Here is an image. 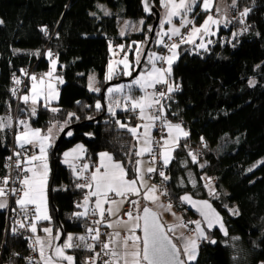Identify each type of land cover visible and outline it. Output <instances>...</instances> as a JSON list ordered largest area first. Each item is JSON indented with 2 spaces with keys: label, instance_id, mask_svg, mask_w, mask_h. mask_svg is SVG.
I'll return each instance as SVG.
<instances>
[{
  "label": "trees",
  "instance_id": "trees-1",
  "mask_svg": "<svg viewBox=\"0 0 264 264\" xmlns=\"http://www.w3.org/2000/svg\"><path fill=\"white\" fill-rule=\"evenodd\" d=\"M97 3L122 7L121 16L127 18H143L141 30L121 37L116 16L91 15ZM245 9L244 23L236 22L235 15ZM204 14H193L194 22L199 23ZM232 15L207 50L180 45L178 59L167 76L179 90L167 92L170 98L163 103L164 115L182 124L188 136L180 139L165 167L166 196L183 213L184 221L192 216L179 203L183 194L208 199L223 216L228 232L221 237L203 226L216 243L200 241L197 258L189 264H264V0H236ZM150 27L141 0H0V115L12 105L14 80L25 78L29 86L34 74L48 71L47 54L51 53L57 61L56 75L62 80L53 104L57 111L40 105L31 113L28 104L20 102L18 115L29 116L32 126L42 130L54 123L63 128L76 125L55 155L52 147L49 151L48 197L54 232L53 208L66 234L87 235L86 218L73 215L86 188L77 187L82 183L62 163L64 151L82 144L90 167L101 152H107L124 166L128 178L136 177L135 141L127 129L116 124V120L136 124V113L121 110L113 115L105 106L98 110L96 104L104 101L101 91L107 83L110 45L145 44ZM156 37L155 33L150 49L156 48ZM129 58L133 63L132 50ZM91 73L97 76L99 92L88 90ZM113 79L122 80L123 75L118 73ZM250 81L254 82L251 86ZM116 98L112 96V102ZM70 113L74 115L69 119ZM11 143L10 128L0 131V178L6 174ZM190 152L197 157L195 163ZM187 171L194 176L193 186L188 184ZM204 177L215 186L209 198ZM6 220L4 209L0 211V264H26V237L16 236L6 227ZM66 252L74 256L75 264H84L92 254L82 247Z\"/></svg>",
  "mask_w": 264,
  "mask_h": 264
},
{
  "label": "snow or ice",
  "instance_id": "snow-or-ice-1",
  "mask_svg": "<svg viewBox=\"0 0 264 264\" xmlns=\"http://www.w3.org/2000/svg\"><path fill=\"white\" fill-rule=\"evenodd\" d=\"M161 6L166 9V15L161 20V31L157 33L160 39L158 44L165 43L164 37L167 36L169 40L173 37H180L179 41H174L170 45H167L170 56H158L156 53H151L148 57V62L152 65L151 70L146 74H141L132 81L129 85H118L116 87L109 88L107 91L111 96L112 93H121L122 100L125 104V111L137 112L139 119L146 121L142 125L137 127H129L119 120H116V124L120 128H127V131L132 134L133 138L139 143L143 138V145L133 152V155L137 157L143 156L145 153L152 154L153 159H156V154L152 147L150 129L154 126V122L161 120L163 122L164 108L161 104V99L165 98L166 93L163 91L153 92L148 94L147 88H155L157 84L167 85V92L178 91L179 86L175 88L168 83L167 76L171 75V65L177 56L176 49L180 44L193 43L194 38H201L203 35L214 34L211 31L212 25H219L220 20L209 15L205 19L204 23L199 27L193 26L191 31L185 36L181 33V28L187 27L192 24L193 21L189 19V13L192 11L193 6L196 5L197 0H160ZM236 0H233L235 5ZM149 0H145V11H149ZM213 6V0H203L202 8L204 11H210ZM107 14V13H106ZM248 14V10L240 13V23H244L243 17ZM173 17H180L179 27L173 25ZM230 22V21H228ZM143 23V21H141ZM227 23V22H226ZM171 25L166 31L164 25ZM149 31H152L150 28ZM246 31V29H245ZM237 33H233L235 37ZM212 41H208L211 43ZM200 47L206 46L201 43ZM139 54V48L137 49ZM51 56V53H49ZM160 60L168 65L167 68H161L156 66V61ZM54 64L55 61H52ZM117 63L124 64V74L131 75L128 71L127 57ZM139 64V60H137ZM113 66L109 65V72L106 76V80H110L114 74ZM26 74V73H25ZM51 77L52 73L47 74ZM33 81L32 96L28 95L21 97L24 103H28L31 99L32 104H36L38 99L44 98L47 102L53 95L51 84L48 85V91L44 88L45 81L43 78L37 81V77H31ZM62 82V81H61ZM15 83L19 84V80H15ZM254 82L250 81V86ZM133 87L139 88L145 92V95L139 98L132 95ZM89 91L99 92V88L95 87L94 77L89 78ZM15 94V90H13ZM167 98H170L168 96ZM117 107L120 106V101H113ZM128 105L131 107L129 108ZM159 106V107H157ZM96 108L99 110L101 105L99 102L96 104ZM151 110V111H149ZM35 113V108L32 109ZM52 111H57L52 109ZM109 112L115 115L114 109L110 106ZM74 114H69V119ZM18 125L23 126L22 131H18L15 134L16 146L23 150L21 152H14L17 157L15 160V169L17 175L15 177L5 176L0 178V198L6 197L9 194L16 197V205L20 212L23 214V219L16 221L20 228L30 230L34 234L37 231V224L42 220H50L48 215V202H47V185H48V148L51 147L50 135H42L39 129H32L29 127L26 121H19ZM11 118H0V131L5 128L11 127ZM163 126L168 129L169 139L164 140V144L161 146L157 144L159 151V157L163 160L166 167L171 159L169 145L178 141L183 136L187 137L188 132L184 131L180 124H171L163 122ZM143 127L144 131L141 135H138V128ZM62 130V129H61ZM51 132V129H49ZM67 135L71 136L72 133L68 132ZM26 146L39 147V154H29ZM84 152L82 145H77L71 152L64 153V163L69 164L73 173L77 179H84L85 183L78 184L79 188H88L90 191L84 196L83 204H78V208H83V211L76 212L73 215L77 218H87L89 214L92 216L99 215V219L93 220L95 227H88L86 229L87 235L79 236L75 239L80 243H73V236L69 235L62 245L53 244L52 241L60 240V233L52 236L51 228H43L42 231L50 238L47 242L42 240L39 236H36L34 244L32 245L33 251H38L40 261L37 264H75L74 257L66 254L67 249L74 247H84L88 251H93L94 255L90 258L89 264H97L99 260L101 264H189V262L195 261L198 249V241L208 240L210 243H216L215 240H211L206 234L205 230L201 227V221H193L196 227L192 230V236H185L183 233L175 237L181 241L178 246L174 243L173 238L168 233H175L176 228H185L187 225L181 221L178 225L168 226L165 228L158 217V214L151 211L148 207L142 209V215L133 216L132 211H128L125 215L128 216V220L117 219L109 222L106 219V214L109 217L116 216L121 206L127 201L128 195H140V188H146L143 198L145 200L155 203L159 196L156 195L157 187L155 185L148 186L145 182L144 175L140 167L136 168V178L127 179L128 173L121 163L114 161L113 156L107 152L99 154L100 165L93 171L89 177H85L83 173L88 169L89 165L84 164L77 168L73 161L80 159V154ZM192 156V160L196 162V155L189 153ZM11 160V157L8 158ZM137 165H140L141 161L137 160ZM10 167V166H9ZM103 169V171H101ZM155 167H148L147 173L156 172ZM160 176L168 179L165 173L161 170ZM139 181V187L137 186ZM19 184V188H9V183ZM112 194V195H110ZM164 191H160V195H165ZM91 197H96L94 207H89V201ZM119 197L120 199H116ZM181 201L188 203L203 217V222L206 223L207 229L211 230L216 224H219L220 230L227 235L224 225L220 220L219 215L212 209L206 201H193L188 195L182 196ZM133 205H138V201H130ZM107 205V207H105ZM8 206L6 199H0V209ZM166 210H171V204L161 205ZM233 214H238L233 210ZM142 222V223H141ZM103 225L108 228L123 227L125 229L124 235L120 231L113 230L112 232L102 233L100 226ZM140 229L142 235H137L136 230ZM16 229H13L15 233ZM105 236L107 239L102 240L101 237ZM91 240L92 243L88 241ZM96 244H99L100 250L95 251ZM46 249H51L50 254L46 255ZM107 257V259H104ZM29 264H32L31 259Z\"/></svg>",
  "mask_w": 264,
  "mask_h": 264
},
{
  "label": "rangeland",
  "instance_id": "rangeland-1",
  "mask_svg": "<svg viewBox=\"0 0 264 264\" xmlns=\"http://www.w3.org/2000/svg\"><path fill=\"white\" fill-rule=\"evenodd\" d=\"M202 5H203V0H197L196 5L193 6L192 11L189 13V17H188L189 19H191L193 21V23L192 24H189L187 27H185V28H187V32L184 35L186 36L191 31V29H192L193 26L199 27L200 25H202L204 23L205 19H207V17L209 15H212L214 18L219 19L220 20V23H219V25H212L211 26V31L214 34L203 35L202 36V40H201V38H194V42L191 43V44H189V43L180 44V45H188L190 47H195V49L197 51H199V50H205L204 47H200V45H201L202 42L206 46V49H207L209 47V45L211 44V43H208V41H212L213 37H216L219 34L220 28L221 27H226L227 24L229 23L228 21H230L231 18H234L233 15H232L233 14V0H213V6L210 9V11H204L203 8H202ZM122 12H123L122 7H119V8H111V7H109L108 5H106L104 3H97L96 4V10L93 11L91 13V15L92 16H98V15H101V16H111V15H114V16H116V18H117L118 33H119V35L121 37H128L131 34L139 33V31L141 30V28L143 26L144 19L143 18H137V19L127 18V17L121 16V13ZM201 12L205 13L203 15L201 21L199 23L194 22L193 14H195V13H201ZM165 15H166V9L165 8L160 9V22H159V25H158V29L156 30V35H157L158 32L161 31V20H163L165 18ZM235 16H236L235 17L236 18V22H240V15H237L236 14ZM141 21H143V23H141ZM172 23H173V25L179 27V25H180V17H173ZM163 27H164V30L166 31L169 27H171V25L165 24ZM183 29L184 28H181V32H182ZM173 38H175V37H173ZM159 39H160V37L157 36L156 37V48H153V49H150L149 50V52H148V54H147V56H146V58L144 60V64L142 66V69L140 70V72L137 75V77L140 76L141 74H146L148 71L151 70L152 65L148 62V57H149V55L151 53H156L158 56H163L161 54V52L157 50V47L161 46V44H158L157 43V41ZM163 39L165 41V39H168V37L165 36ZM132 43L134 45H131L130 44L129 46H126L125 48L121 44L118 45V46H114L112 44L110 45V48H109V51H110V59H109V62H108V66L106 68V72H105L104 79L108 75L109 65L110 64L113 66V69L115 71H114V74H113L112 79H110V80H106L105 79V81L107 83L113 82L114 81L113 78L118 73H121L123 75V79L129 78L133 74L134 71L132 70V66L134 65V70H135L136 67H137V60L140 61V58H141V55H142V53H143V51L145 49L146 43L144 44V43H141V42H138V41H135V42H132ZM138 48H139V54L137 53V49ZM178 48L175 50L176 53H177V56L174 59L172 65H171V70H172L173 64L178 59ZM131 50H132L133 56H134V59H133L134 62L133 63L131 62V60L129 58V55H130ZM170 55H171V53L169 52V53L166 54L165 57L170 56ZM125 56L127 57L128 71L131 73V75H125L124 74V64L117 63L118 61L123 60L125 58ZM47 60L49 61V69H48V71H46V72H44L43 74H40V75H35L34 74L33 76L37 77V81H39V79H41V78L44 79V81H45L44 88H45L46 92L48 91V85L51 84L53 95L48 99L47 102L45 101L44 98L38 99L37 102H36V104H32L31 99H29L28 103H29V107L31 109H33V108L37 109V107L40 106L42 104V102H43L44 105L47 104L48 107H49V109L52 110V109H54L53 104H55L57 102L58 97H59V86H60L62 80H61V78H59L56 75L57 61H56L55 58H51V56H49V54H47ZM52 61H55V63L53 64ZM158 62H160V60H157L156 61V66L157 67H159L158 66ZM167 67H168V65L165 63V68H167ZM49 72L52 73L51 77H49L47 75ZM90 77H94V79H95V87L98 88V85H97V76H96L95 73H91V74H89V76L87 78L88 90H89V78ZM166 78L168 80V77H166ZM23 79H21V80H23ZM131 83H132V81L131 82H121V83L116 84V85H110L106 89V91H105L103 103L102 102H99L100 105H101V107L105 106L106 111L108 113H110L109 112V107L110 106L114 109V112L115 113L117 111L124 110L125 104H124V102L122 100V94L121 93H112L111 96H110L107 90L109 88L116 87L118 85H129ZM168 83L171 84L174 87L173 82H169L168 81ZM32 85H33L32 79L30 80L29 86H27V81H26L25 89L22 90V93H21L22 95L20 96V99H21V97H23L25 95H28L31 98V96H32ZM26 87L28 88L27 91H26ZM152 90H153V88H147L146 89V92L148 94H151V93H153ZM91 92H97V91H91ZM114 95H117L116 101H120V106L119 107H117L116 104L112 102V96H114ZM132 95L134 97L139 98L140 96L145 95V92L144 91H141L137 87H133ZM40 100H42V102H40ZM22 102H23V100H22ZM128 107L130 108L131 106L128 105ZM149 111H151V110H149ZM18 112H19V110H17L16 121L13 122L12 119H11V125L12 126L9 127L10 129H12V137H13V133L14 132L16 133L18 131H22L23 130V126L18 125V122L21 121V120H23V121H26L27 122V124L29 125L30 128H32V129H39L42 135H50L51 136L50 144H51V147H52L53 144H54V137L57 135L58 132L61 131V129H63V126L62 127H59L57 125V123H54V124H52L49 127V129H51V132H49V129L42 130L40 128H36V127L32 126V124L30 122V119H29V116H20L19 117ZM137 113H138V110H137ZM9 117L10 116H6L5 114L0 115V118H4L5 121H7V118H9ZM144 123H146V121H143V120L140 119V120H138V123H136V124H133V125L126 124V125L129 126V127H137L138 125H142ZM168 123L177 124V123L171 122L170 120H168ZM181 127L183 128L184 131L187 132V130L183 126H181ZM9 128H5V129H9ZM125 129H127V128H125ZM153 130H154V126L150 129L151 140L154 137V131ZM143 131H144L143 127H139L138 128V135H141L143 133ZM165 132H166V136L163 138V140L161 142L162 145L164 144V140L169 139V133H168V129L167 128H166ZM182 137L183 136H181L178 139V141H176L174 143H171L169 145V148L171 150L170 151L171 159H170L168 165L170 164L171 160L173 159L174 149L177 147V145H178V143H179V141H180V139ZM184 138H186V137H184ZM133 139L135 141V144H134L135 147L137 146L136 147V150H138L143 145V138H141V140H140L139 143L137 142V140L135 138H133ZM136 143H137V145H136ZM78 145H82V144H78ZM11 146H16V143L13 140H12ZM11 146H10V148H11ZM26 147H28V146H26ZM51 147L48 148V166H49L48 180H49V173H50V169H51V165H50V161H49V151H50ZM34 148H37L38 154H39V147L37 146V147H34ZM146 154L147 153H145L143 156L137 158V160L141 161L139 167H140V169H141V171H142V173L144 175V179H145V176L147 174H149V173H147V168H148V165L150 164L149 163V160H148V157L145 156ZM162 162H163V160H162ZM90 166L91 165H89V167ZM163 166H164V163H163ZM89 167L86 170V173L84 174L85 177H86V175L88 173H91L94 170V169L89 168ZM136 175H137V173H136ZM186 178H187V181H188V184L189 185H192L193 186L195 184V179H194V176H193L192 172L187 171L186 172ZM127 179H131V178H128L127 177ZM203 179H204V182H205L206 189L208 191V198H209L210 195L214 192L215 186H214V183H212V179H210V178H206L205 179V177ZM145 182L147 183L148 186H151L146 181V179H145ZM139 183L140 182L137 181V186L138 187H139ZM146 191H147L146 188H140V195H131V194L128 195V197H131L132 198L130 201H134V200L135 201H138V205H133V204L130 203V201H128V198H127L126 203L129 202V204L131 205V211L133 213V216L138 215V214L141 215L142 209L144 207H148L149 209H151L152 211H154L155 213L158 214L161 222L164 225H166L167 227L168 226H173V225H178V224L181 223V221L184 222L185 216L183 215V213L181 211L177 210L172 203L165 202V199H164L165 198V195H160V191L159 190H157V193H156V195L159 196V199L155 203H153L152 201H149V200H145L143 198L144 193ZM110 195H112V194H110ZM115 198L116 199H120L119 197H115ZM0 199H6V198L3 197V198H0ZM83 201H84V197H83L82 200H80V202L78 204H83ZM47 202H48V215L51 217V219L50 220H42V221H39L38 224H37V231H36V233L34 234L32 232L33 235H34V238H36V236H39L42 240H44L46 242L50 238L48 237V235L46 233H44L42 231L43 228H45V227L51 228L52 229V236L53 237L55 236L54 226L52 225L53 218H52V215H51V212H50V204H49V197H48V185H47ZM7 204H8V200H7ZM168 204H171V210L170 211L166 210L164 207H161V205H168ZM2 210L3 209H0V211H2ZM80 211H83V208H78L75 211V213L76 212H80ZM127 219H128V216H127ZM195 221H200V220L198 218H196ZM194 226L196 227V225H194ZM201 227L203 228L202 223H201ZM120 228H123V227H120ZM123 230L124 231H122V232L125 233V229L124 228H123ZM139 231H140V229H137L136 230V234L137 235H140ZM181 233H183L185 236H192V235H189L186 232V228H179V227L176 228V232L175 233H169L171 235V237L173 238V241L178 246L180 245L181 241L178 240V239H175V237L178 236ZM69 235L73 236V238H74L73 243L79 244L80 242L78 240H76L75 238L76 237H79V236H85L86 234H84V233H67L64 241L67 239V237ZM64 241H63V243H64ZM52 243H53V241H52ZM198 248H199V244H198ZM50 251H51V249H46V255L50 254ZM38 254H39V252H38ZM197 255H198V249H197ZM197 255H196V258H197Z\"/></svg>",
  "mask_w": 264,
  "mask_h": 264
},
{
  "label": "built area",
  "instance_id": "built-area-1",
  "mask_svg": "<svg viewBox=\"0 0 264 264\" xmlns=\"http://www.w3.org/2000/svg\"><path fill=\"white\" fill-rule=\"evenodd\" d=\"M187 32V28H184L182 30V34H186ZM180 37H175L172 38V40H167V42L164 44V46H161L162 48L160 49V52L163 56H166V54L168 53V47L167 45H170L171 43H173L174 41H179ZM159 67L164 68V62L160 61L158 63ZM27 71L28 75L31 74L30 70H25ZM20 83L17 84L15 83L14 80V84L15 85V94L14 92H12V96H11V100H12V105H10V108L7 112V116H10L12 121L15 122L16 121V115H17V110H18V106L19 103L22 102V100L20 99V96L22 95V90L25 89V85H26V81L27 79H23V80H19ZM166 85L163 84H158L155 86V88H153L152 92H158V91H163L166 93L165 98L161 99V104L163 105L164 101L166 100V98L168 97V93L166 90ZM159 107V106H157ZM13 114V115H12ZM163 122H167L168 123V119L166 118V116L163 113ZM163 122L161 120H157L154 122V137L152 138V147L154 149V152L156 154V159H153V155L149 154L148 156V160L149 163H151L156 169V172L153 173H149L145 176L146 181L150 184V185H155L157 187V190L159 191H164L165 193H167L166 190V185H165V179L164 177L160 176V171L162 170L164 173L165 171V166H163V164L160 162L159 159V151L161 150L160 148L157 147V144L161 145V139L165 136V129L166 127L163 126ZM28 153L29 154H38V150L37 148L28 146ZM23 150L18 149L16 146H11L10 148V152L9 155L7 157L6 160V174L5 176H11V177H15L18 173L17 170L15 169V160L17 159V157L14 155V152H21ZM11 157V160H9L8 158ZM84 163H81L80 166H82ZM10 166V167H9ZM3 176V177H5ZM1 177V178H3ZM80 183H84V179H79ZM9 188L11 187H17L19 188V184H12L11 182L8 185ZM8 200V206L5 208V213H6V217H7V223H9L13 229L15 228V234L16 235H22L25 236L26 238V250H27V256L26 259L24 260L26 264H29V260L31 259L32 264H37L38 261H40V257L38 254V251H33V247L32 245L34 244L35 238L34 235L32 233V231L30 230H26L23 228H20L18 226V224L16 223V221L23 219V214L20 212V210L17 208L16 205V197L12 196V195H8L5 197ZM165 202H169V198L166 196L165 194ZM131 211V206L129 203H127L122 210L120 211V213L118 214V218L122 219V220H126V215L125 213ZM187 211V210H185ZM188 212V211H187ZM99 219V216H92L91 214H89V216L87 217V228L88 227H95V225H93V220ZM106 219L111 222L112 219L109 216H106ZM193 222V218L189 217L184 223L187 225L186 230L189 234H192V223ZM100 231L102 233H107V232H112L108 227H105L103 225L100 226ZM122 235L126 234V233H121ZM102 240H106L107 238L105 236L101 237ZM92 243V242H91ZM100 250V246L99 244H96L95 246V251L98 252ZM94 252L92 251V254L87 257V259L84 261V264H89V260L91 257H93ZM104 259H107V257H104ZM97 264H101V262L98 260Z\"/></svg>",
  "mask_w": 264,
  "mask_h": 264
},
{
  "label": "water",
  "instance_id": "water-1",
  "mask_svg": "<svg viewBox=\"0 0 264 264\" xmlns=\"http://www.w3.org/2000/svg\"><path fill=\"white\" fill-rule=\"evenodd\" d=\"M159 1V4L156 5L155 4V0H149V3H148V6H149V11H145V0H141V7H142V13H143V16L145 18H148L151 20V29L152 31L149 32V37H148V40H147V43H146V46H145V49L141 55V58H140V61H139V64H137V67L136 69L134 70L133 74L131 75V77L129 78H125V79H122V80H115L111 83H107L104 85L102 91H101V96H102V99L104 98V95H105V91L106 89L110 86V85H116V84H119L121 82H131L133 81L137 75L139 74L142 66H143V63H144V60L151 48V45L154 41V35H155V32H156V29L159 25V22H160V9L164 8L161 6V2L160 0ZM76 125H69V126H66L64 127L57 135H56V139H55V142L52 146V154L55 155L58 148L60 147L61 143L65 140V138L68 136L67 133L70 132ZM185 195H188L192 198L193 201H206L209 205H211L212 209L215 210V212L219 215L220 217V220L221 222L223 223L224 225V220H223V216L220 214V212L215 208V206L208 200V199H198V198H195L193 197L191 194H183L182 196H185ZM181 196V197H182ZM181 197L179 199V203L180 205H182L191 215H193L194 217L198 218L204 228L210 232V233H214V232H217L221 237H226L228 235V232H227V229L224 225V229L226 230L227 232V235L224 234V232H222L220 230V227H219V224H216L211 230H208L207 229V225L206 223L203 222V217L200 215V213L196 210V208L192 207L191 205H189L188 203H185V202H182L181 201ZM151 210V209H150ZM53 211H54V217H55V221H56V225H57V229H56V232H55V235L57 232L60 233V240L59 241H55L53 240V244H58V245H62L63 244V241L66 237V232H65V229L63 227V225L60 223L59 219H58V214H57V211L55 208H53ZM152 211V210H151ZM154 212V211H153ZM143 213L141 212V215ZM159 217V216H158ZM160 220V218H159ZM161 222V220H160ZM142 223V222H141ZM161 224L165 227V225L161 222ZM166 228V227H165ZM140 235H142V232L140 231ZM169 235V233H168ZM170 236V235H169ZM171 237V236H170ZM175 243V242H174ZM51 252V251H50ZM66 254H68L66 252ZM70 255V254H68ZM72 256V255H71ZM74 257V256H73ZM74 261L76 263V260L74 258ZM64 264H66V262H64Z\"/></svg>",
  "mask_w": 264,
  "mask_h": 264
},
{
  "label": "crops",
  "instance_id": "crops-1",
  "mask_svg": "<svg viewBox=\"0 0 264 264\" xmlns=\"http://www.w3.org/2000/svg\"><path fill=\"white\" fill-rule=\"evenodd\" d=\"M169 53V52H168ZM40 102H42V100H40ZM42 106H47L48 107V105L47 104H45L44 105V103L42 102V104H41ZM36 110V109H35ZM28 111H30L31 113H33V111H32V109L29 107V103H28ZM136 113V115H137V123H138V120H140L139 119V116H138V113L137 112H135ZM177 124H179V123H177ZM181 126H182V124H180ZM166 130V129H165ZM59 133V132H58ZM57 133V134H58ZM165 134H166V132H165ZM166 136V135H165ZM56 137V136H55ZM55 137H54V140H55ZM182 138H184V137H182ZM181 138V139H182ZM163 140V139H162ZM180 142V141H179ZM179 144V143H178ZM78 144H76V145H74L73 147H71V148H69V149H67L66 151H64L63 153H62V162L64 161V153L65 152H71L72 151V149H74V148H76V146H77ZM136 145H137V143H136ZM83 146V145H82ZM178 146V145H177ZM137 147V146H136ZM136 147H135V150H136ZM83 148H84V152L83 153H81L80 154V156H81V158L80 159H77V160H75V161H73V163H75L76 164V166L78 167V166H80L81 165V163H84V164H88L89 165V163H88V161L86 160V158H85V156H86V152H85V147L83 146ZM147 155H148V153L145 155L146 157H147ZM159 159H160V157H159ZM137 162V161H136ZM160 162L163 164V162H162V159H160ZM63 164L65 165V166H67V167H69L70 168V166H69V164H66V163H64L63 162ZM83 164V165H84ZM99 165H100V157L98 156V158H97V160H96V162H95V164L92 166V167H89V168H92V169H94L93 171H95V169L97 168V167H99ZM123 166V165H122ZM124 167V166H123ZM136 167H139V165H137V163H136V165H135V172H136ZM148 167H153V165L150 163L149 165H148ZM71 169V168H70ZM92 171V172H93ZM101 171H103V169H101ZM91 172V173H92ZM86 173V171L84 172V174ZM91 173H88L87 175H86V177H89L90 176V174ZM88 191H90V189H88V188H86V194L88 193ZM85 194V195H86ZM95 199H96V197H91V199H90V201H89V207H94V202H95ZM126 204V202L121 206V208H120V211L122 210V208H123V206ZM105 207H107V205H105ZM5 208H3V210H4ZM120 211H119V213H120ZM118 213V214H119ZM118 214L116 215V216H112V217H110L111 219H112V221H115V220H117V219H119L118 218ZM99 216V215H98ZM106 216H107V214H106ZM128 219H126L125 221H127ZM111 221V222H112ZM165 227L167 228V226L165 225ZM111 231H113V230H116V231H120L121 233H123L122 231H124L123 230V228H120V227H118V228H115V229H113V228H109ZM194 233H192V234H189V235H193ZM200 243V241H198V244ZM82 248H84V247H82ZM40 257V256H39Z\"/></svg>",
  "mask_w": 264,
  "mask_h": 264
},
{
  "label": "bare ground",
  "instance_id": "bare-ground-1",
  "mask_svg": "<svg viewBox=\"0 0 264 264\" xmlns=\"http://www.w3.org/2000/svg\"><path fill=\"white\" fill-rule=\"evenodd\" d=\"M157 29H158V27H157ZM157 29H156V30H157ZM155 33H156V32H155ZM154 36H155V35H154ZM148 37H149V36H148ZM147 40H148V39H147ZM154 40H155V38H154ZM167 40H168V39H165V43L167 42ZM153 42H154V41H153ZM146 43H147V42H146ZM165 43L161 44V46H164ZM168 52H169V51H168ZM158 63H159V62H158ZM143 64H144V63H143ZM158 66H159V65H158ZM164 68H165V63H164ZM141 69H142V68H141ZM106 84H107V83H106ZM157 85H158V84H157ZM155 86H156V85H155ZM166 88H167V85H166ZM5 115L7 116V113H6ZM10 130H11V133H12V129H10ZM15 134H16V133L14 132V133H13L12 140L16 143V141H15ZM55 139H56V137H55ZM54 142H55V140H54ZM93 165H94V164H93ZM79 167H80V166H78L77 168L79 169ZM83 175H84V173H83ZM131 199H132L131 197H128V201H130ZM169 202H170V201H169ZM127 203H129V202H127ZM127 203H126V204H127ZM126 204H125V205H126ZM125 205H124V206H125ZM124 206H123V207H124ZM130 206H131V205H130ZM191 216H192L194 219L196 218V217H194L193 215H191ZM126 219H127V215H126ZM86 220H87V218H86ZM184 222H185V221H184ZM6 227L12 229V231H13V227H12L9 223H7V220H6ZM192 230H193V228H192ZM186 231H187V230H186ZM13 233H14V232H13ZM192 233H193V231H192ZM14 234H15V233H14ZM15 235H16V234H15ZM169 235H170V234H169ZM16 236H22V235H16ZM170 236H171V235H170Z\"/></svg>",
  "mask_w": 264,
  "mask_h": 264
}]
</instances>
